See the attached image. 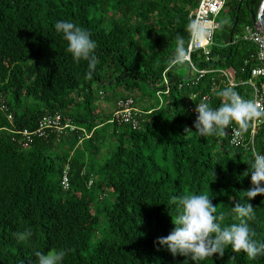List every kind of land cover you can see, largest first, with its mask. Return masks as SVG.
I'll use <instances>...</instances> for the list:
<instances>
[{
	"label": "trees",
	"instance_id": "16d2710c",
	"mask_svg": "<svg viewBox=\"0 0 264 264\" xmlns=\"http://www.w3.org/2000/svg\"><path fill=\"white\" fill-rule=\"evenodd\" d=\"M199 1L0 0V264H37L36 252L53 249L65 251L61 264H229L230 256L236 257L230 264H264V255L250 260L230 246L223 257L193 262L154 243L175 227L180 210L172 197L207 195L217 206L215 215L224 217L222 227L239 223L232 206L246 202L253 152L264 155V125L252 138L249 122L241 133L245 146L238 148L229 144L235 123L225 135L185 132H195L191 105L204 96L213 109L223 103L217 95L228 87L222 73L232 70L234 90L248 99L250 88L243 83L258 65L254 45L236 36L262 0H227L207 60L191 55L195 69L208 72L192 85L198 75L182 59L189 16ZM58 21L84 28L96 42L91 79L88 61L76 62L66 51L68 42L54 27ZM178 34L183 53L174 62ZM184 66L182 75L178 69ZM95 86L101 90L97 97ZM107 91L111 98L105 100L113 106L142 97L139 128L110 123L111 114L102 120L94 105ZM56 113L79 130L19 145L23 130L35 131L44 115ZM86 152L108 155L97 176L87 169ZM248 203L254 239L264 242V196ZM29 230L23 241L13 235Z\"/></svg>",
	"mask_w": 264,
	"mask_h": 264
},
{
	"label": "clouds",
	"instance_id": "9594fccd",
	"mask_svg": "<svg viewBox=\"0 0 264 264\" xmlns=\"http://www.w3.org/2000/svg\"><path fill=\"white\" fill-rule=\"evenodd\" d=\"M54 27L57 33H62L64 40L68 42L66 51L72 55L74 61L79 62L82 59L88 61L89 70L86 78L91 79L98 60L94 55L97 44L91 39L90 33L70 21H58ZM193 27L194 25L189 26L190 29ZM176 42L177 56L174 62H179L183 53V37L178 34ZM217 95L223 100L218 108H211L206 99H202L196 105L197 117L193 123L195 132L186 128L187 135L189 133H195L200 137L214 133L225 135L226 129L235 123L238 125V130L233 129V134L240 136L243 131H247L250 121L264 117V108H261L258 102L242 98L233 87H226L217 92ZM99 96L103 97L101 94ZM250 176L251 187L243 192L247 198L246 202H235L232 206V211L236 214L239 223L222 227L219 221H222L224 217L215 215L217 206L212 204V199L207 195L172 197L170 203H178L180 210L175 221L172 220L175 227L167 236L158 237L154 243L165 248L173 257L183 256L190 258L193 262L202 261L214 255L223 257L229 246L233 253L243 252L250 260L264 255V242L254 239L256 232L248 223L255 219L253 206L248 201L257 196H264V155L258 152L253 154ZM13 235L23 241L31 236V231ZM35 255L37 264H61L66 253L64 250L53 249L46 254L36 252ZM235 259V256H230L229 264ZM184 264H188L187 259Z\"/></svg>",
	"mask_w": 264,
	"mask_h": 264
},
{
	"label": "built area",
	"instance_id": "2783aa9c",
	"mask_svg": "<svg viewBox=\"0 0 264 264\" xmlns=\"http://www.w3.org/2000/svg\"><path fill=\"white\" fill-rule=\"evenodd\" d=\"M226 2L227 0H200L197 9L192 10L190 13L189 17L192 20V25H194V27L191 29L187 54L182 59V62L189 63L191 69L198 75L192 85L197 83L198 80L208 72L197 71L191 62V55L192 53H198V55L204 56L207 60L213 46L215 33L219 28L217 17L224 10ZM236 40L251 43L256 48V62L258 65L250 70V79L247 82H244L243 85L250 88V95L246 100L258 102L260 107L264 108V34L250 24L243 27L241 34L236 36ZM222 74L226 78V85L228 87H235L237 85L234 83V73L232 70H228ZM181 87L182 85H179V88ZM196 98L197 96L195 94H191V101L196 100ZM202 99H206L208 102L209 97L204 96ZM201 100L198 101V104ZM1 107V109L5 108L4 105H1ZM195 107L196 105H191L190 111L193 117L196 118L197 113L195 112ZM141 114L142 112L137 108L133 98L118 100L115 103L110 123L129 125L133 130H136L139 128ZM8 121H12L11 116L8 117ZM250 123L251 137L253 138L257 127L264 125V117L255 121H250ZM233 129L236 128L231 126L229 140L230 146L235 148L244 147L245 139L243 135L234 136ZM76 131H78V128L72 123L70 118L63 117L57 113L44 115L38 121L35 131L30 132L28 130H23L21 132L22 140L19 141V145L26 148L32 141L31 137L47 138L49 135H56L57 138H61ZM254 153L255 152H253V154ZM68 171L69 168L67 167L63 172L61 181V187L65 191L70 189Z\"/></svg>",
	"mask_w": 264,
	"mask_h": 264
},
{
	"label": "rangeland",
	"instance_id": "374dc122",
	"mask_svg": "<svg viewBox=\"0 0 264 264\" xmlns=\"http://www.w3.org/2000/svg\"><path fill=\"white\" fill-rule=\"evenodd\" d=\"M217 21L222 23L225 21V18H224V15L223 14H220L218 17H217ZM179 73H181L182 75H185L187 74V70H186V67H181L180 69H178ZM94 94L95 96L97 97L98 96V92L101 91L99 90L98 87H94ZM101 97V96H99ZM105 97H107V99L111 98L110 96V92L107 91V93L105 94V96L103 98H100L99 101H97L94 105V107H97V109H99L101 111V113H103V115L105 116V119L103 118L102 120H104V122L107 120L108 116H110L112 110H110V108H112V106H108L104 99ZM111 101V100H109ZM135 102H136V105L139 109H141V105L143 104L142 102V97L141 96H137L135 98ZM158 99L157 98H152L151 97V101H150V104L152 106H155L157 105L158 103ZM31 104H34V103H31ZM34 106V105H33ZM34 108H36V106H34ZM93 108V107H92ZM88 118H89V115L87 114ZM106 144H108V141H106ZM81 148V146H80ZM82 149V148H81ZM108 155H106L105 153L103 152H98L97 154H93V153H87L86 152V162H87V169L88 171L91 173V174H94L97 176L99 170H100V167L105 163L106 159H107Z\"/></svg>",
	"mask_w": 264,
	"mask_h": 264
},
{
	"label": "water",
	"instance_id": "95a60500",
	"mask_svg": "<svg viewBox=\"0 0 264 264\" xmlns=\"http://www.w3.org/2000/svg\"><path fill=\"white\" fill-rule=\"evenodd\" d=\"M251 24L264 34V0L261 1L256 13L249 10ZM231 42V39H230Z\"/></svg>",
	"mask_w": 264,
	"mask_h": 264
},
{
	"label": "crops",
	"instance_id": "0c3cea01",
	"mask_svg": "<svg viewBox=\"0 0 264 264\" xmlns=\"http://www.w3.org/2000/svg\"><path fill=\"white\" fill-rule=\"evenodd\" d=\"M103 97H104V95H103ZM103 97H102V98H103ZM100 98H101V97H100ZM104 101H105V103H106L108 106H109V105L112 106V108H110V110H113V107H114L113 104L110 103V102H108V101L105 100V99H104ZM110 112L112 113V111H110Z\"/></svg>",
	"mask_w": 264,
	"mask_h": 264
}]
</instances>
